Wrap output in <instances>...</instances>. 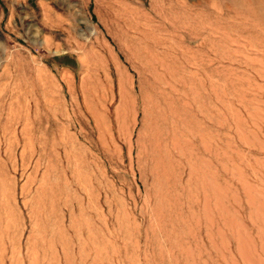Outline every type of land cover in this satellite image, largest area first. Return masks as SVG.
<instances>
[{"label":"rangeland","instance_id":"374dc122","mask_svg":"<svg viewBox=\"0 0 264 264\" xmlns=\"http://www.w3.org/2000/svg\"><path fill=\"white\" fill-rule=\"evenodd\" d=\"M0 264H264V0H0Z\"/></svg>","mask_w":264,"mask_h":264}]
</instances>
